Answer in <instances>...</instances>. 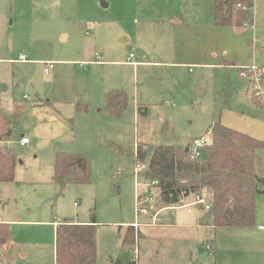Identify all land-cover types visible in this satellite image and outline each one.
<instances>
[{"label": "rangeland", "instance_id": "rangeland-1", "mask_svg": "<svg viewBox=\"0 0 264 264\" xmlns=\"http://www.w3.org/2000/svg\"><path fill=\"white\" fill-rule=\"evenodd\" d=\"M214 6L215 0H0V135L16 160L14 181L0 182V223L9 225L0 264H56V230L66 221L96 222L98 264H264L261 194L253 227L207 229L197 226L196 213L172 217L167 210V225L123 245L127 227L164 207L145 174L156 147L210 144L216 122L240 129L253 122L264 134V108L239 75L253 64L264 68V0H249L241 28L217 26ZM45 63H53L49 72ZM113 91L127 99L121 116L105 109ZM85 105L89 112L77 109ZM59 153L86 155L90 183L57 185ZM258 155L264 161V149ZM139 196L152 199L149 216L141 214Z\"/></svg>", "mask_w": 264, "mask_h": 264}, {"label": "trees", "instance_id": "trees-1", "mask_svg": "<svg viewBox=\"0 0 264 264\" xmlns=\"http://www.w3.org/2000/svg\"><path fill=\"white\" fill-rule=\"evenodd\" d=\"M249 0H215V24L220 27L247 26ZM259 107L260 100L254 99ZM122 91L106 95V112L121 116L127 108ZM88 112L89 106H78ZM5 120L0 117V128ZM1 134V133H0ZM211 143L200 158L192 159L189 150L180 146H159L146 166V176L164 204H177L184 196L204 193L209 196L210 210L202 207L201 225L217 229L250 228L255 224L256 196L264 195V164L257 152L264 149V141L231 129L221 122L213 123ZM145 151L138 149L137 165L144 163ZM15 156L4 146L0 135V182L15 179ZM54 182L62 188L70 184H89L91 162L86 155L59 153L54 159ZM140 202V197L138 198ZM95 221L90 225H76L71 221L58 225L56 230V264H98ZM140 233L127 227L123 245L136 244ZM9 240V225L0 223V244Z\"/></svg>", "mask_w": 264, "mask_h": 264}, {"label": "built area", "instance_id": "built-area-1", "mask_svg": "<svg viewBox=\"0 0 264 264\" xmlns=\"http://www.w3.org/2000/svg\"><path fill=\"white\" fill-rule=\"evenodd\" d=\"M132 57V55L130 56ZM20 61H27L25 56H21ZM136 64V63H134ZM53 63H45V71L49 72L52 69ZM240 78L248 84L249 90L252 93L254 99L260 100L264 102V68H258L255 64L240 69ZM31 101L30 99H28ZM30 143L29 139L23 137L21 140V145L25 146ZM207 142L203 139H196L193 142V149L189 150L190 157L192 159L200 158L202 156V151L205 146H207ZM137 169H141L140 164L137 165ZM152 199L146 198L143 202L138 201V206L140 207V212L142 215H147L148 205ZM202 206L206 210H210L209 197L203 196L201 194H192L189 196H184L177 204L169 205L168 209L177 210V209H185L188 212H192L194 207ZM261 228V227H260ZM207 251L210 256H213L215 251L211 244L206 246ZM137 253V250L134 251Z\"/></svg>", "mask_w": 264, "mask_h": 264}, {"label": "crops", "instance_id": "crops-1", "mask_svg": "<svg viewBox=\"0 0 264 264\" xmlns=\"http://www.w3.org/2000/svg\"><path fill=\"white\" fill-rule=\"evenodd\" d=\"M129 63L132 64L133 66H137L136 62H129ZM134 63H136V64H134ZM263 108L264 107H262V109ZM223 125L231 128V129H235V130H237L239 132L248 134L249 136H251L253 138H256L258 140L264 141V134L263 133H256L255 129L257 128V126L255 124H253V122L251 124L246 122V124L244 125V127L242 129L234 127L232 125H228V124H223ZM261 126L264 127V123H262ZM259 151H261V150H259ZM258 152H257V158H258L259 161H261L264 164V161L259 157ZM260 174L264 175V172L261 171ZM203 196H206V194L204 193ZM206 197H209V196H206ZM168 207H169L168 204H164V207L163 208L161 207V209H153V211H156V213L151 214L150 219H149L148 222L134 223V225H132V226H134L136 231L139 232V233H141L143 230L145 231L146 229H149L151 227L165 226V225H167L166 221H165L164 217H161V215L165 211H167V210L171 211L172 217H175L177 211L185 210V209L170 210V209H168ZM201 208H202L201 206H196V207H194V210L192 212H188L187 210H186V212L189 213V214H192V213H196L197 214L196 223H197L198 227L211 229L210 227H206V226L201 225L200 222H199V220H200V218L202 217V214H203ZM147 215L149 216L150 212ZM175 226H176V228L179 227L177 225H175ZM180 226H181L180 228H182L183 225H180ZM260 227H259V230H263L264 229L262 226H260ZM211 245L213 246V248H216L214 244H211ZM134 251H133V253L136 254Z\"/></svg>", "mask_w": 264, "mask_h": 264}, {"label": "water", "instance_id": "water-1", "mask_svg": "<svg viewBox=\"0 0 264 264\" xmlns=\"http://www.w3.org/2000/svg\"><path fill=\"white\" fill-rule=\"evenodd\" d=\"M186 152H188V149H186Z\"/></svg>", "mask_w": 264, "mask_h": 264}]
</instances>
